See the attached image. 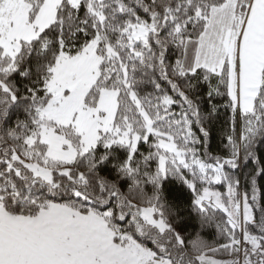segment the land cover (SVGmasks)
Masks as SVG:
<instances>
[{"label":"snow or ice","instance_id":"obj_1","mask_svg":"<svg viewBox=\"0 0 264 264\" xmlns=\"http://www.w3.org/2000/svg\"><path fill=\"white\" fill-rule=\"evenodd\" d=\"M0 264H264V0H0Z\"/></svg>","mask_w":264,"mask_h":264}]
</instances>
